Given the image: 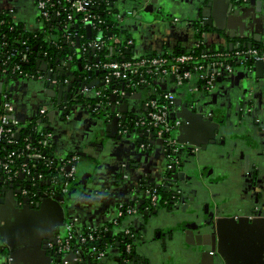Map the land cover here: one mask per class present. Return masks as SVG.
Masks as SVG:
<instances>
[{
    "label": "crops",
    "instance_id": "1",
    "mask_svg": "<svg viewBox=\"0 0 264 264\" xmlns=\"http://www.w3.org/2000/svg\"><path fill=\"white\" fill-rule=\"evenodd\" d=\"M136 1L140 0H117L113 5L119 16L115 22L123 33L121 37L124 38V34L130 37V49L135 57L193 51L200 41L197 26L202 21L210 23L206 25L208 35L202 41L210 50L233 51L240 45L239 41L249 46L264 42V0H241L237 11L230 8L234 0H156L154 6L147 8L149 2L139 10L135 8ZM5 14L28 33L43 30L36 0H0V18ZM55 62L44 58V71L38 68L37 76L24 77L20 79L22 83L10 78L8 83H3L2 90L13 94L12 117L19 124L45 120L43 127L52 136L56 158L77 157L83 161L82 166L78 178H74L75 185L70 188L73 195L69 204L44 199L34 201V204L40 203L39 207L24 206L22 196H15V191L4 181L0 188V243L10 246H7V257L0 253V264H8V259L13 264H59L48 243L65 237L68 223L78 231L102 228L116 219L120 206L138 211L132 218L121 219L122 229H134L138 235L135 250L138 262L208 264L200 256L203 248L197 250L195 241L201 245L211 228V194L230 209L254 208L259 200L252 171L245 163L258 154L264 157L261 149L264 144V76H257L251 61L237 62L232 72L218 81L214 91H201L190 98L174 86L173 78L160 82L163 90L174 94L177 103L182 102L181 105L175 103L172 112V117L181 122L176 139L187 142L185 145L197 143L201 154L196 159L185 155L184 166L178 171L185 173L184 180H179L184 196L182 210L180 206L171 211L164 208L147 215L142 211L146 200L142 187L148 181L157 183L165 176L166 151L155 146L144 152L135 130L127 136L121 134L122 138L118 139L108 126L111 121H107L111 114L130 117L143 114L144 93L141 99L135 94L125 98V94L114 100L111 94L108 110L94 114L95 106H90L88 100L101 91L102 73L86 74L83 87L75 82L71 98L69 93L60 94L56 90L60 84L66 86L71 81L69 77L62 81L61 77L54 76L56 72L50 64ZM47 82L54 88L47 87ZM42 109L47 110L44 117L40 115ZM223 160L228 163L226 166L221 164ZM217 161L220 163L214 167ZM197 162L202 168L200 171ZM230 181L233 182L229 186ZM170 185L167 184V190ZM209 185L212 193L208 194ZM47 191L44 188L42 193ZM220 229L229 256L252 253L260 255L255 264H264V249L259 252L251 248L240 253L242 248L238 246L243 240L263 241L261 230L236 222L223 224ZM252 231L257 233L256 238ZM115 246L112 243L107 251L110 264H119L123 259L122 248ZM256 246L262 248L263 245ZM183 250L192 253V257H184Z\"/></svg>",
    "mask_w": 264,
    "mask_h": 264
},
{
    "label": "built area",
    "instance_id": "2",
    "mask_svg": "<svg viewBox=\"0 0 264 264\" xmlns=\"http://www.w3.org/2000/svg\"><path fill=\"white\" fill-rule=\"evenodd\" d=\"M57 1V0H56ZM69 4V10L73 14H68L67 20L69 22L74 21V16L81 17L80 23L85 25L91 24V32L93 28H97L104 24L103 19L93 15L89 10L94 6L97 0H65ZM109 0L110 5H114L117 0ZM59 3V2H58ZM57 3V4H58ZM54 0H36L37 10L39 11L43 29L45 24L50 21L51 17L60 18L65 10L56 9L57 5ZM131 15V14H130ZM118 17V18H117ZM114 19H119L117 14L114 15ZM4 20H0V26L4 24ZM86 29V28H85ZM87 34V32H86ZM202 40H200L192 53H178L172 55V53H162V54H149L143 57H136L129 60L122 61H111L102 63L101 61L97 64L86 66L88 72H99L102 73L101 84L105 87L111 82H118L127 84L129 87V92H121L113 90L110 95L114 96H124L125 94H137L145 95L144 113L140 116H127L122 119L123 116L118 115L120 118V134L127 135L131 131L135 130L143 134L140 146L142 147H152L156 142H162L163 147L168 149L171 153L173 152V157L175 159L171 161L169 169L175 164H179L177 160V155H179L180 149L184 146L179 143L175 138L176 131L181 127V122L172 117L173 108L176 103V97L171 92H159L158 89L149 84V79L151 82L160 83L170 78L174 79V86L180 91L185 92V94L194 95L201 91L212 92L217 87L219 79L223 76L228 75L232 72L233 63L246 62V61H263L264 62V45L262 48L249 47L246 49H240L239 45L233 51H206L202 52L201 55H196V49L202 47V41L206 37L205 32H201ZM76 38H79L78 34L69 32L67 34L66 41L72 45L76 44ZM119 40H116L118 42ZM104 35L98 33V35L86 44L80 45L81 51L87 53L89 51L100 50L104 48ZM132 41L128 40L126 43V50L130 49ZM23 54L22 61H28V53L30 52V47L27 42H23ZM131 50V49H130ZM6 56V60L0 59V65H7L9 62V56ZM40 57L43 59H50L47 52H42ZM68 63L71 64L70 59H65L63 66ZM19 67L16 66L13 69V74H18ZM23 77L31 78L28 75H22ZM143 87L139 89V87ZM157 86V85H156ZM8 91V90H7ZM101 91L96 93V97L101 95ZM2 111L3 114L0 118V148L3 142H7L9 145L14 144V137L21 135L24 128L12 117V107L11 101L9 99V93L2 90ZM110 105L95 104L93 112H98L100 109L104 110ZM47 113L46 109L40 111L41 117H44ZM26 139V143H27ZM39 147L36 148L29 143L25 145V149L22 154L17 155L16 153H11L6 155L4 158L0 157V170L5 174V181L10 182L24 175L26 182L28 181L30 189L36 184V182L44 181L49 179L48 174L45 172L33 176L30 171L31 166L39 161L45 160V154H43L44 148H51L52 146V136L49 132L43 135L42 139L38 143ZM157 144V143H156ZM27 152V153H26ZM25 156L26 163L21 165L15 170L12 166L15 164L16 159L21 156ZM57 159V158H56ZM77 157H71L69 159H57L58 167L56 169L57 176L64 179V186L60 188L57 192L58 195H65L69 192L71 188V181L74 180L78 162ZM36 177L38 179H36ZM52 184L56 186L54 179H50ZM21 191L20 196L30 197L31 203L34 204L35 195H32L29 188L17 187ZM55 194V193H52ZM56 195V194H55ZM158 193L153 190L150 194V203L154 206L157 204ZM136 210L133 207L120 206L118 208L116 219L111 223V226H105L98 229H90L87 231H78L70 223L66 225V235L65 237L56 238L54 242L48 243L50 250H53L55 256L60 260L59 264H70L68 261L69 257H76L73 263L85 264L87 258L93 260H101L104 258L108 249L111 247L107 246V251L100 250L97 247H91L89 249L90 255H84L83 252L85 247L90 243L95 242L105 234H114L115 228L121 223V219L127 218L135 215ZM128 233V232H127ZM125 247L130 249V244L126 242ZM52 251V252H53Z\"/></svg>",
    "mask_w": 264,
    "mask_h": 264
},
{
    "label": "trees",
    "instance_id": "3",
    "mask_svg": "<svg viewBox=\"0 0 264 264\" xmlns=\"http://www.w3.org/2000/svg\"><path fill=\"white\" fill-rule=\"evenodd\" d=\"M109 0H97L94 6L89 10L93 15H96L103 19L104 24L93 28L91 32V37L89 38L86 34V29L84 28V25L80 23L81 17L74 16V21L69 22L67 20L68 14H73L72 11L69 10V4L65 0H54V2L57 4L56 9L58 10H65V14L60 16V18H53L51 17L50 21L45 24V27L42 31L35 33H28L23 30L22 26L19 24L14 23L12 21L11 17L5 16L2 18L4 20V24L0 26V59L6 60V56H9V62L7 65H3V71L8 73L10 78L18 77V74H13V69L18 66L19 71L18 73H21L22 75H28L30 77L37 76L39 74V69L36 67V62L38 60V57L42 52L45 50L47 51L49 57L51 60H56L58 57L64 58V59H70L72 68L74 69V72L76 74H79V67L81 69L82 76L80 77L84 78L87 76L88 73L86 66H91L94 64H97L98 62L106 63L111 61H122V60H129L136 58L134 53L131 52V50H126V43L128 40H130V37L128 35L124 34V38L122 36V31L117 26L114 15L116 14L115 10L113 9V5H110L108 2ZM111 2H113L111 0ZM76 33L79 36L80 45L86 44L87 42L93 40L98 33H102L104 35V48L100 50L89 51L87 53H83L81 51V48H77L76 44H70L66 41L67 34ZM116 40H119L116 42ZM23 42H27L28 46L30 47V52L28 53V61L23 62L22 61V54H23ZM238 44H240V49H248L249 45H247L243 41H239ZM252 47L255 48H262L263 44H253ZM36 48V50H35ZM79 50V52H78ZM196 55H201V53L204 51H210L209 48H207L204 44L201 48L194 50ZM189 53H192V51H188ZM188 52H172V55H176L178 53H188ZM78 55H80V60L78 59ZM236 63H233V66ZM94 71H92L93 73ZM65 77H61V80ZM149 84L156 87L159 92L165 93L166 91L161 88L160 83H156L154 85L153 82H151V79H149ZM157 85V86H156ZM143 87H139V89H142ZM100 89L102 90L101 95L99 97H95L93 99L88 100L90 105L93 104H102L107 105L110 103V93L113 90L118 91V93L121 92H129V87L127 84L124 83H118V82H111L109 85L105 87V85H101ZM9 93V99L11 101V95L10 91H4ZM192 95L187 94V98H190ZM2 94H0V118L3 114L2 111ZM135 117V116H133ZM43 122L45 120H42ZM43 122H32L28 124H20L23 126L24 130L21 135L14 137V144L9 145L7 142H3L0 148V157L4 158L6 155L13 153H16L20 156L22 154V151L25 149V145L29 143L30 145L38 148L39 141L42 139L43 135H45L48 131L45 127H43ZM26 139L28 140L26 143ZM52 146V145H51ZM43 154H45V160L39 161L31 166V172L33 176L41 174L45 172L44 174L49 175V179H54L56 184V191L58 192L62 186H64V179L57 176L56 169L59 166L57 163L56 156L53 151V146L51 148H44ZM27 153V152H26ZM179 156V155H178ZM181 159V157H180ZM179 160V159H177ZM26 163L25 156H21L19 159H16L15 164L12 166V168L15 170V168L20 167L21 165ZM3 177L4 181L6 179L5 174L1 171L0 172V182L3 185L4 183L1 181V178ZM9 184H13L15 187H23L27 188L29 186L28 181L26 182L25 179H21V177H17L13 181L8 182ZM0 185V188H1ZM47 188L48 186L41 187L39 185V182H36L34 186L29 189L30 193L32 195H35L34 200L38 201V193L39 190ZM159 195V201L161 204L167 199L169 193L167 189H160L158 191ZM122 222L119 224L121 226ZM108 227L111 226V224L106 225ZM133 238H126L122 240V231L118 234L117 237H114L112 234H105L101 237V239L96 240L95 242L90 243L87 247H85V250L83 252L84 255H90L89 249L91 247H97L100 250L107 251V246L111 244V242H117V241H125L131 245L133 243L135 244V240L138 239V235L133 229ZM93 260V259H92Z\"/></svg>",
    "mask_w": 264,
    "mask_h": 264
},
{
    "label": "flooded vegetation",
    "instance_id": "4",
    "mask_svg": "<svg viewBox=\"0 0 264 264\" xmlns=\"http://www.w3.org/2000/svg\"><path fill=\"white\" fill-rule=\"evenodd\" d=\"M5 16H8V14L3 15L0 18V20ZM9 17H11V16L9 15ZM11 19H12V21H14V19L12 17H11ZM14 23H16V22L14 21ZM197 29H198L197 30L198 31V38H200V40H201L202 39V37H201L202 29L200 28V24H198ZM205 33H208V32L205 31ZM262 44L264 45V42ZM257 76L263 77L264 74L262 72L261 73L257 72ZM94 105L95 104L90 105V106H94ZM104 111H105V109L104 110L100 109L98 112H94V114L101 113ZM255 116H258V115H255ZM123 117H127V116H123ZM130 134H131V132H130ZM127 135H129V134H127ZM137 141L140 144L142 139L139 138ZM219 142H222V141H219ZM155 146H158L161 150L166 151V154L169 152V150L166 149L165 147H163L160 143H157L156 145H154L152 147H146V146L143 147L145 149L144 152L152 150L153 147H155ZM261 149H262V154L264 155V144H263ZM183 151H184L183 153L179 152V156L177 155V159H179V164L173 165L171 167V169H169V165L171 164V161L176 158V156L173 157V152L172 153L170 152L169 156L167 155L165 176L163 175V178L159 179V181L157 183L155 181H153V182L148 181V182L144 183L142 189H143L144 194L146 195V200H145V203L143 205L142 211L145 214L152 215L154 212H157V211L164 209V208L168 209V211H171V209L181 207V210H182V206H183L182 203L184 200V198H182V197H184V196H183V192H182V186L180 187V185H181V182H179L180 177L177 175H174L171 172L173 171L174 168H177L178 171L181 170V168H183V166H184L183 160H184L185 155H189L190 153H195L196 151L200 155L201 154L200 153L201 148H199V149L197 148L195 150H189L188 148H186ZM216 156L219 157L220 155L219 156L216 155ZM256 156H257L256 158L251 159V160H249V162L245 163V166L248 167L250 169V171H252L254 190L256 191L255 195L259 196V200H258V202L254 208L232 207L230 209L229 207H227L223 204H220L216 200V198L214 197L215 195L212 193V191H210L211 190L210 185L206 188V191H208V194H209V192L212 193L211 194V200L209 202V209L211 212L210 213V219H211L210 227L211 228H210V230H207V235L206 234L204 235L205 236L203 238L204 242L202 243L204 245H202L201 247L204 249L203 250V251H205L204 253H208L210 256L215 257L214 264H226V261L222 260L220 258V256L218 255L219 254L218 251L220 249V241H221V239L218 236L219 233L217 232L218 225H219V228L223 224L235 223V222L239 223V224H243L244 226L254 225L255 228L261 230L264 233V159H263L264 157L262 158V156L260 154H258ZM180 157H181V159H180ZM217 163H220V162H218V161L215 162L214 167H217ZM197 164H198V166H197ZM197 164H196V166H197L198 170L199 171L202 170V168L198 162H197ZM221 164H224V166H226L228 163L223 160V161H221ZM77 173H78V167H77L76 175H77ZM169 173H171V174H169ZM76 175H75V178H76ZM5 182L8 185V182L7 181H5ZM202 182L205 184L204 180ZM224 182H226L225 179H224L223 183ZM231 182H233V181H230V183L227 185L230 186L232 184ZM177 183H179V184H177ZM167 184H171L173 186L172 188H171V185L168 187L169 189L167 191H168L169 195H168L167 199L161 204V202L159 201V195H158L157 204L153 206L150 203L151 192L153 190H156V192L159 193L158 191L160 189H162V190L167 189ZM16 189H17V187H16ZM68 202H69V200L64 202V204H66V203L69 204ZM174 205H176V206H174ZM136 214H138L137 210H136L135 215ZM135 215H133V216H135ZM128 218H132V216L127 217V219ZM181 224H183V223H181ZM181 224H179V225H181ZM240 226H242V225H240ZM121 231H122V235H123L122 240L126 239V238L132 239L134 237L133 233H132L133 232L132 229H128V228L122 229L121 226H118L117 228H115L113 236L117 237ZM241 231H242V229H241ZM220 233H221V229H220ZM138 240H139V238L134 241L135 244L134 243H133V245L130 244V249H127L125 247V244H126L125 241L112 242L117 247L118 246L121 247L122 250L124 249L123 250V252H124L123 253V259L121 262H119V264H123V263H125V264H143V263L138 262V259H136V256H135L136 244L138 243L137 242ZM238 241H240V239L237 240L236 243ZM195 244H196L195 246L198 250V248H200L198 246V244H199L198 240L195 241ZM256 244L264 246V240L260 241L259 239H257L253 242H247L246 244L243 243L242 246L244 248L239 243L238 246L240 248H243V249H241L242 251L240 253H244L245 250H247V249L250 250L251 248H253V249H255V251H259V252L262 249H264L263 246H262V248H260V246L258 247V246H256ZM205 245H206V247H205ZM108 252L105 254L104 258H102L100 261H98L97 264H110L109 261L107 260V257L110 254ZM187 252H189V251L183 250L182 255H184V257H188V256L192 257V253H187ZM200 256L203 258V260L207 261L208 264H210L209 258L206 259L205 257H203V253ZM231 261H233V259Z\"/></svg>",
    "mask_w": 264,
    "mask_h": 264
},
{
    "label": "water",
    "instance_id": "5",
    "mask_svg": "<svg viewBox=\"0 0 264 264\" xmlns=\"http://www.w3.org/2000/svg\"><path fill=\"white\" fill-rule=\"evenodd\" d=\"M156 0H140V1H136V9L137 10H139V9H143L144 8V6L145 5H147V4H149V2H150V4L149 5H147V8H149V7H151V6H154L155 5V2ZM229 1H233V0H229ZM240 1L241 0H234V4H231V9H235L236 11H237V9L239 8V3H240ZM260 5H259V3H258V7H259ZM136 13V12H135ZM137 16V15H136ZM135 16V17H136ZM138 17V16H137ZM139 18V17H138ZM206 25H210V23L209 22H207V21H202V23H200V28L202 29V31L203 32H208V30H207V26ZM85 28H86V32H87V36L90 38L91 37V24L90 23H88V24H86L85 25ZM206 35L208 34V33H205ZM257 40H258V37H257ZM76 46H77V48L79 49V47H80V40H79V38H76ZM249 47H251V46H249ZM35 50H36V48H35ZM78 52H79V50H78ZM78 59L80 60V55H78ZM63 60H65L64 58L63 59H61V57H58L57 59H56V62H55V64H53V63H51L50 64V67L53 69L54 68V70H55V72H56V74L54 75L55 77H69V79H70V83L68 84V85H63V84H60L57 88H56V90L57 91H59V93L61 94H63L64 92H66V93H69V95H70V93H71V91H72V89L75 87L74 86V83L75 82H78V83H80L81 84V86L83 87L84 86V82H83V78H84V76L83 77H80L79 75H81L82 76V73L83 72H81V69H80V67H79V74H76L74 71H72V65L70 64V63H68L66 66H62L61 65V63H62V61ZM249 63H254V68L256 69V72H259V73H263L264 72V62L263 61H257V62H249ZM45 63H44V59L42 58V57H40V55H39V58H38V60H37V62H36V67L37 68H39L40 70H45V65H44ZM43 66V67H41L40 68V66ZM54 65H61V66H58V67H54ZM91 73L92 72H88L87 74L88 75H90L91 76ZM96 74H98V72H96ZM22 78H24L22 75H20V76H18V77H14L13 78V80H15L16 82L18 81V80H20V79H22ZM47 78H49L50 79V74H48V77ZM9 79H10V76H9V74L8 73H6V72H4L3 71V66H1L0 65V94H1V92H2V89H3V83L5 82V83H8V81H9ZM38 80V79H37ZM221 79H219V81H220ZM46 84V86L47 87H50L51 89H53L54 87H53V85H50L48 82L47 83H45ZM102 85V84H101ZM77 92V91H76ZM141 93H137V94H135V96H137V98L138 99H141V96L142 95H140ZM10 95H11V97L13 96V94L12 93H10ZM128 96H130V93H128L127 95H126V97L125 98H127ZM66 97H67V95H65V99H66ZM70 97L72 98V95H70ZM114 98H116V96H113V100H114ZM181 103L182 102H176V104L177 105H181ZM95 106V105H94ZM93 106V107H94ZM108 110V107L105 109V111H107ZM112 111L114 112L115 111V109L114 108H112ZM115 113V112H114ZM104 118H106V116L104 117ZM107 118H108V120L107 121H111V124L110 125H108L109 126V128H111V132L114 134V136L116 135L117 137H118V139H121L122 137L121 136H123V135H121L120 134V118L118 117V115L117 114H115V115H113V114H111V115H108L107 116ZM122 119H125V117H123ZM210 121H212V118L211 119H209ZM38 122H41V121H38ZM137 132V131H136ZM136 132L134 131V134H136ZM112 134V135H113ZM137 134H138V136L139 137H142L143 138V134H141L140 132H137ZM120 135V136H119ZM17 136H19V135H17ZM127 136V135H126ZM125 136V137H126ZM176 138V137H175ZM179 143H181V145H183L184 146V148L183 149H180V153H183L184 151V149H186V148H188L189 150H195L196 148H197V146H198V144L197 143H194V142H191V144L190 143H188L189 145H185L187 142H185V141H179L178 139H176ZM156 143H160L162 146H163V143L160 141V142H156ZM156 143H155V145H156ZM167 155L169 156L170 155V151L167 153ZM190 155L191 156H193V158L195 157H198V153H197V151L195 152V153H190ZM58 159V158H57ZM82 162L83 161H81V159H79L78 160V162L76 163V167H78V170H80V168H81V166H82ZM0 172H1V170H0ZM171 173H173L174 175H178L181 179H183L184 180V178H185V173H184V171H181V172H178V170H177V168H174L173 169V171L171 172ZM171 173H169V174H171ZM89 175V174H88ZM21 177V179H24V175H21L20 176ZM76 178H78V176L76 175ZM36 179H38L37 177H36ZM1 181L4 183V179H3V177L1 178ZM6 183V182H5ZM71 188L75 185V180L73 181H71ZM2 183L0 182V185H1ZM7 184V183H6ZM39 185L41 186V187H45V186H48L49 187V189H48V191L47 192H45V193H42V190L43 189H41V190H39L38 191V193L36 194V195H38V198H39V202H41L42 200H44V199H46V200H48V201H52V202H58V203H64V202H66L67 200H70V197H72V195H73V189L71 190H69V192L68 193H66L65 195H58L57 194V191H56V186L54 185V184H52V181L50 180V179H46V180H44V181H39ZM9 187L11 188V189H13V192L15 191V196H17V194H19L20 195V193H21V191L20 190H18V191H16V187L13 185V184H9ZM27 188H29L30 189V185L29 186H27ZM52 193H55V194H52ZM21 199V201H22V203H23V205L24 206H30L31 208H34V207H39V205H40V203H36V204H32L31 203V198L30 197H21L20 198ZM217 232L219 233L218 234V236H219V238L221 239V234H220V230H219V225H218V229H217ZM253 232V231H252ZM262 232V231H261ZM255 232H253V234H254ZM257 234V233H256ZM256 234H254V235H251V237L253 238V236L256 238ZM240 240H241V238H240ZM255 240H257V239H253V241H255ZM2 241H3V239H2ZM252 241V242H253ZM3 242H5V241H3ZM247 242H249V239L248 240H243L242 241V243H241V246H242V244L244 243V244H246ZM202 245H204V244H201V245H199V247H201ZM7 246H10V244L8 243V244H3V243H0V253H4V255H5V257H7V253H8V250H7ZM243 247V246H242ZM244 248V247H243ZM242 248V249H243ZM227 249H228V246H227V243L225 242V241H222V239H221V241H220V249H219V251H218V255L220 256V258L222 259V260H224V261H226V264H229V260H232L233 259V262H234V264H244V263H246V264H254L255 263V257H254V254H248V255H244V256H229L227 253H226V251H227ZM124 250V249H123ZM204 250V249H203ZM249 250V249H248ZM205 251H202V253H203V257H205L206 259L207 258H209V263L210 264H214V259H215V257H213V256H210L208 253H204ZM201 253V254H202ZM258 253V252H257ZM248 258V259H247ZM76 259V257H69L68 258V261L70 262V264H78V263H73V261ZM257 260V259H256ZM205 261V260H204ZM247 261V262H246ZM11 262V263H10ZM9 262V259H8V264H13V262L12 261H10ZM58 263H60V260H58L57 261ZM98 263V260H92V259H90L89 257L87 258V260H86V262H85V264H97ZM123 264H125V263H123Z\"/></svg>",
    "mask_w": 264,
    "mask_h": 264
},
{
    "label": "rangeland",
    "instance_id": "6",
    "mask_svg": "<svg viewBox=\"0 0 264 264\" xmlns=\"http://www.w3.org/2000/svg\"><path fill=\"white\" fill-rule=\"evenodd\" d=\"M18 83H22V80H19ZM38 86H41V84L39 83ZM254 257H255V262H256V261L259 260L260 255H254ZM256 259H257V260H256ZM246 262H247V261H246ZM229 264H234V262L231 261V260H229ZM244 264H246V263H244ZM254 264H255V263H254Z\"/></svg>",
    "mask_w": 264,
    "mask_h": 264
}]
</instances>
